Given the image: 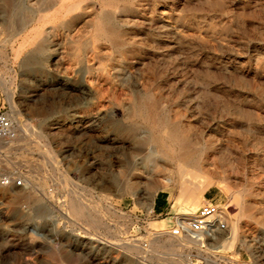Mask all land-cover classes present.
<instances>
[{"label":"rangeland","instance_id":"374dc122","mask_svg":"<svg viewBox=\"0 0 264 264\" xmlns=\"http://www.w3.org/2000/svg\"><path fill=\"white\" fill-rule=\"evenodd\" d=\"M115 1L0 0V105L18 128L0 179L23 180L0 185V264H264V0ZM104 15L117 44L95 37ZM164 128L223 182L199 207L228 225L175 255L150 250V224L185 213L177 179L150 192L140 174Z\"/></svg>","mask_w":264,"mask_h":264},{"label":"bare ground","instance_id":"6f19581e","mask_svg":"<svg viewBox=\"0 0 264 264\" xmlns=\"http://www.w3.org/2000/svg\"><path fill=\"white\" fill-rule=\"evenodd\" d=\"M82 1V0H81ZM95 1V0H94ZM119 1V0H118ZM125 1V0H124ZM146 1V0H145ZM59 2V0H58ZM79 2V0H78ZM91 2V1H90ZM89 2V3H90ZM102 5L106 6V7H110L112 4L109 2V0H101ZM117 2V0L115 1ZM54 3V2H53ZM100 3V2H98ZM114 3V2H113ZM123 3V2H122ZM66 4V3H65ZM68 4V3H67ZM76 4V3H75ZM78 4V3H77ZM138 4V3H137ZM136 4V5H137ZM49 5V4H48ZM58 5V4H57ZM64 5V4H63ZM86 5V4H84ZM116 5V4H115ZM140 5V4H139ZM143 5V4H142ZM66 6V5H64ZM101 6V5H100ZM114 6V5H113ZM123 6V5H122ZM148 6V5H147ZM97 7V6H96ZM112 7V6H111ZM144 7V6H143ZM59 10V7H56ZM64 8V7H63ZM91 8V7H90ZM101 8V7H100ZM103 8V7H102ZM134 8V7H133ZM73 8H69V10H72ZM104 9V8H103ZM138 9V8H137ZM57 10V9H56ZM62 10V9H61ZM64 10V9H63ZM78 10V9H77ZM76 10V11H77ZM91 10V9H90ZM115 10V9H114ZM113 10V11H114ZM142 10V9H141ZM144 10V8H143ZM85 11V10H84ZM92 11V10H91ZM104 11V10H103ZM106 11V10H105ZM123 11V10H122ZM126 10L124 9V12ZM89 12V11H88ZM131 12V11H130ZM96 13V12H95ZM113 13V12H112ZM139 13V12H138ZM61 14V13H58ZM86 14V13H85ZM88 14V13H87ZM136 14V12H135ZM61 16V15H60ZM72 16V15H71ZM98 16V15H96ZM101 16V15H100ZM124 16V15H122ZM97 18V17H96ZM67 19V18H66ZM112 19V18H111ZM117 19V18H116ZM68 20V19H67ZM95 21L93 22V29L95 32V37L98 39H107L109 40L111 43L117 44V41L114 39V32L110 29V17H108L107 15H104L102 18L100 19H94ZM119 20V19H118ZM74 21V20H73ZM76 21V20H75ZM115 21V20H114ZM81 22V21H80ZM87 22V21H86ZM67 23V22H66ZM85 23V22H84ZM90 23V22H89ZM113 23V22H112ZM116 23V22H115ZM72 24H74L72 22ZM71 24V25H72ZM114 24V23H113ZM59 25H61L59 23ZM64 25V24H63ZM70 26V25H69ZM75 26V25H74ZM112 26V25H111ZM119 26V25H118ZM81 28V27H80ZM61 29V28H60ZM74 29V28H73ZM78 29V28H77ZM82 29V28H81ZM92 29V28H91ZM92 29V30H93ZM120 29V28H119ZM90 30V29H89ZM81 31V30H80ZM88 31V30H87ZM118 31V30H117ZM122 32V31H121ZM76 33V32H75ZM117 34V33H116ZM85 35V34H84ZM125 36L127 34H124ZM72 36V35H70ZM80 36V34H79ZM119 36V35H118ZM117 36V37H118ZM67 37V36H66ZM77 37V36H76ZM81 37V36H80ZM92 37V34L91 36ZM121 37V36H120ZM127 37V36H126ZM89 38V37H88ZM119 38V37H118ZM125 38V37H124ZM122 39V38H121ZM75 40V39H74ZM87 40V39H86ZM106 40V41H107ZM127 40V38L125 39ZM77 41V40H76ZM75 41V42H76ZM90 41V40H89ZM92 41V40H91ZM90 41V42H91ZM128 41V40H127ZM72 42V40L70 41ZM74 42V41H73ZM74 42V43H75ZM85 42V41H84ZM105 42V41H104ZM119 42V41H118ZM88 43V42H87ZM123 43V42H122ZM126 43V42H125ZM94 44V43H93ZM98 44V43H97ZM109 44V43H108ZM133 44V43H132ZM136 44V43H135ZM138 44V43H137ZM64 45V44H63ZM67 45V44H65ZM77 45V44H76ZM80 45V44H79ZM87 45V44H86ZM89 45V43H88ZM103 45V44H102ZM141 45V44H140ZM139 45V46H140ZM40 46V45H39ZM75 46V45H74ZM91 46V45H90ZM117 46V45H116ZM122 46V45H121ZM37 47V46H36ZM68 47V46H67ZM77 47V46H76ZM82 47V46H81ZM110 47V46H109ZM108 47V48H109ZM134 47V46H133ZM38 48V47H37ZM42 48V47H41ZM66 48V47H65ZM78 48V47H77ZM86 48V47H85ZM99 48V47H98ZM135 48V47H134ZM39 49V48H38ZM64 49V48H63ZM81 49V48H80ZM79 49V51H80ZM117 49V48H116ZM128 49L130 50V47H128ZM77 50V49H76ZM82 50V49H81ZM84 50V49H83ZM82 50V51H83ZM110 50V49H109ZM125 50V49H124ZM37 51V50H36ZM66 52L68 50H65ZM114 51V50H113ZM119 51V50H118ZM128 51V50H127ZM131 51V50H130ZM69 52V51H68ZM76 52V51H75ZM74 52V53H75ZM126 52V51H125ZM39 53V51H38ZM65 53V52H64ZM71 53V52H70ZM80 53V52H79ZM86 53V52H85ZM88 53V52H87ZM86 53V54H87ZM111 53V52H110ZM116 53V52H115ZM120 53V52H119ZM37 54V53H36ZM72 54V53H71ZM85 54V55H86ZM91 54V53H90ZM105 54V53H104ZM114 54V53H113ZM103 55V54H102ZM108 55V54H107ZM106 55V56H107ZM66 56V54L64 55ZM82 56V53H81ZM81 56H79V58H81ZM105 56V55H104ZM103 56V57H104ZM67 57V56H66ZM73 57V56H72ZM77 57V56H76ZM86 57V56H85ZM84 57V58H85ZM92 57V56H91ZM97 57V55H96ZM103 57L99 58L102 59ZM29 58V57H28ZM32 59H34L33 57H31ZM65 58V57H64ZM83 58V57H82ZM106 58V57H105ZM67 59V58H66ZM72 59V58H71ZM35 60V59H34ZM38 60V59H37ZM77 60V59H76ZM75 60V61H76ZM85 60V59H84ZM104 60V59H103ZM102 60V61H103ZM106 60V59H105ZM108 60V59H107ZM112 60V59H111ZM81 61V60H80ZM88 61V60H87ZM113 61V60H112ZM77 62V61H76ZM75 62V63H76ZM108 61V65H109ZM71 63V61H70ZM88 63V62H87ZM101 63V62H100ZM104 63V62H103ZM73 64V63H71ZM77 64V63H76ZM78 64H81L78 62ZM102 64V63H101ZM111 64V63H110ZM120 64V63H118ZM83 65V63H82ZM87 65V64H86ZM85 65V66H86ZM80 66V65H79ZM112 66V65H110ZM69 67V65H68ZM75 67V66H74ZM84 67V66H83ZM87 67V66H86ZM102 68V67H100ZM68 69V68H67ZM71 69V68H70ZM69 69V70H70ZM77 69V66H76ZM82 69V68H81ZM80 69V70H81ZM107 69V68H106ZM65 70V69H64ZM79 70V71H80ZM84 70V69H83ZM82 70V71H83ZM86 70V69H85ZM76 71V70H75ZM98 71V70H97ZM96 71V72H97ZM104 71V70H103ZM121 71V70H120ZM88 73V72H87ZM90 73V72H89ZM88 73V74H89ZM101 72H99L100 74ZM103 73V72H102ZM87 74V75H88ZM97 74V73H96ZM102 75V74H101ZM111 75V74H110ZM96 76V75H95ZM89 77V76H88ZM102 77V76H101ZM109 77V75H108ZM111 77V76H110ZM70 79V78H69ZM105 79V78H104ZM111 79V78H110ZM71 80V79H70ZM88 80V79H87ZM86 81V80H85ZM92 82V81H91ZM83 83V82H82ZM81 84V83H80ZM110 84V83H109ZM93 85V84H92ZM104 85V84H103ZM112 85V84H110ZM109 85V89L110 86ZM80 86V85H79ZM83 87L85 88V86L83 85ZM90 87V86H89ZM80 90V89H79ZM84 90V89H83ZM92 91V90H91ZM108 91V90H107ZM82 92V91H81ZM83 93V92H82ZM90 93V92H89ZM93 93V92H92ZM104 93V92H102ZM81 94V93H80ZM85 94V92H84ZM93 95V94H90ZM95 95V94H94ZM107 95V94H106ZM89 97V95H87ZM97 96V95H96ZM86 96H84L85 98ZM96 98V97H95ZM94 99V98H93ZM102 99H100L101 102ZM104 100V98H103ZM102 100V101H103ZM108 100V99H107ZM97 103V102H96ZM135 103V102H134ZM146 103H150L151 102H146ZM156 103V102H155ZM99 104V103H98ZM104 104V103H103ZM110 104V102H109ZM108 104V105H109ZM141 104V101H140ZM107 105V106H108ZM129 105V104H128ZM149 105V106H150ZM156 105V104H155ZM103 106V105H102ZM144 106V105H143ZM101 107V106H100ZM110 107V106H109ZM140 107V106H139ZM107 108V107H106ZM125 108V107H124ZM152 108V107H151ZM150 108V109H151ZM104 109V107H103ZM145 109V108H144ZM155 109V108H154ZM90 110V109H89ZM106 110V109H105ZM104 111V110H103ZM128 111V110H127ZM145 111V110H144ZM100 112V111H99ZM97 112V113H99ZM106 112V111H104ZM109 112V111H108ZM129 112V111H128ZM158 113V112H157ZM101 114V112H100ZM136 115H138L139 117L142 115L140 113L139 110H137ZM104 115H102L103 117ZM147 116V115H146ZM145 116V117H146ZM92 117V116H91ZM138 117V118H139ZM96 118V117H95ZM141 118V117H140ZM157 119V118H156ZM160 119V118H159ZM104 120V118H103ZM144 120V119H143ZM101 121V120H100ZM145 121V120H144ZM147 121V120H146ZM157 121V120H155ZM164 122V121H163ZM155 123V122H154ZM158 126L161 125V122H157ZM166 123V122H165ZM168 124V123H167ZM171 124V123H170ZM151 125V124H150ZM174 125V124H173ZM179 125V124H178ZM157 126V127H158ZM177 126V125H176ZM171 127V126H170ZM173 128V127H172ZM153 129V128H152ZM177 130V129H176ZM157 131V130H156ZM179 131V130H178ZM152 132V131H151ZM160 132V133H159ZM182 132V131H181ZM180 132V133H181ZM153 133V132H152ZM156 133V132H155ZM181 135V134H180ZM182 136V135H181ZM136 138V137H135ZM138 138V137H137ZM180 137L173 129H165L163 131H158L157 134H149V136H146V141L145 144L147 145H152L153 149L151 151L148 152L147 149V154L144 156V162L142 165V169H141V176L144 178H149L146 186L147 189L150 192H154L160 189H166L169 187L171 181H173V179H177V184L179 186L180 189V202L183 206H185L186 209H184L185 213L179 214V216H176L175 218H182V219H190L193 217L194 215V211L196 210L199 205H200V200L202 199V195L207 192L210 188L213 187H220L221 185V179H218L216 177H214L211 174V170L209 169V167L205 164V160L203 159L202 155L198 154L193 145L192 144H187V143H182L180 141ZM134 140V139H133ZM140 140V139H139ZM178 141V144L176 145V142ZM184 141V140H183ZM196 147H198L196 145ZM152 148V147H151ZM197 149V148H196ZM200 151V150H199ZM203 151V150H202ZM201 151V152H202ZM199 152V153H201ZM136 157V156H135ZM134 157V158H135ZM206 157V156H205ZM138 160V159H137ZM141 161V160H140ZM207 162V161H206ZM209 163V162H208ZM139 165V164H138ZM136 168V167H135ZM139 172V171H137ZM134 174V173H133ZM139 174V176H140ZM131 175V174H130ZM129 175V176H130ZM163 178L162 180L159 179V177ZM207 177V178H204ZM140 179V178H139ZM223 183V182H222ZM141 184V181H136L134 183L130 182L128 184V186H126L124 188V190L126 192H135L137 189V186ZM218 187V188H219ZM121 191V190H120ZM72 201V200H70ZM75 201V200H73ZM71 202L70 207V214L74 215V216H81L82 215V210L80 209L79 205H77L75 202ZM235 201V200H234ZM70 203V202H69ZM153 204V203H152ZM188 209H190V211H188ZM84 211V210H83ZM193 211V213L191 212ZM224 212V211H223ZM227 222V220H226ZM235 226V224H234ZM150 228L154 231L153 234V241L151 242L152 247L150 250L157 252L158 250H166L168 253L175 255L177 253H179L180 249L182 247H184L186 244H188L192 238V236H184L181 238H174L171 237L169 235V233H167L164 228H165V224L164 223H152L150 224ZM236 229V227H235ZM234 232V231H233ZM236 233V232H235ZM231 240L234 241L235 239V234H231ZM200 238V237H198ZM176 240H180L178 242L180 243H176ZM230 240V242H231ZM199 243V242H198ZM149 252V251H147ZM178 256V255H177ZM172 260V259H171ZM173 264H180L177 261H174Z\"/></svg>","mask_w":264,"mask_h":264},{"label":"built area","instance_id":"2783aa9c","mask_svg":"<svg viewBox=\"0 0 264 264\" xmlns=\"http://www.w3.org/2000/svg\"><path fill=\"white\" fill-rule=\"evenodd\" d=\"M3 105V104H2ZM18 135V128L11 120L7 111L0 105V140L12 141ZM1 186H13L15 188L23 186V180L18 178L3 177L0 179ZM223 211L218 205L206 202L200 206L192 218H176L175 223L169 230V235L174 238L184 236L208 238L227 230L228 225L223 218Z\"/></svg>","mask_w":264,"mask_h":264},{"label":"crops","instance_id":"0c3cea01","mask_svg":"<svg viewBox=\"0 0 264 264\" xmlns=\"http://www.w3.org/2000/svg\"><path fill=\"white\" fill-rule=\"evenodd\" d=\"M159 203H160V205H159ZM162 206H163V200L157 199V201L154 204V209L156 211H161V210H163Z\"/></svg>","mask_w":264,"mask_h":264}]
</instances>
